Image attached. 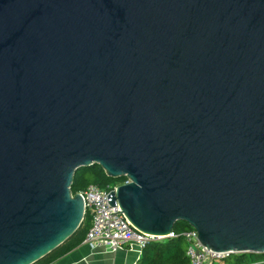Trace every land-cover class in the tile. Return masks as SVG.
<instances>
[{
  "label": "water",
  "instance_id": "1",
  "mask_svg": "<svg viewBox=\"0 0 264 264\" xmlns=\"http://www.w3.org/2000/svg\"><path fill=\"white\" fill-rule=\"evenodd\" d=\"M94 164L136 230L264 254V0H0V264L79 229Z\"/></svg>",
  "mask_w": 264,
  "mask_h": 264
},
{
  "label": "built area",
  "instance_id": "2",
  "mask_svg": "<svg viewBox=\"0 0 264 264\" xmlns=\"http://www.w3.org/2000/svg\"><path fill=\"white\" fill-rule=\"evenodd\" d=\"M116 187L101 189L90 185L83 192H79L85 202V212L91 217V226L83 241L84 244L91 248L105 247L111 252L123 248H137L141 253L151 242L178 237L173 230L167 237L151 236L136 230L122 213L119 205L116 203L113 207L109 203L111 199H108V195L114 192ZM183 237L187 244L186 255L190 264H216L230 255L203 247L197 231L193 228L185 231Z\"/></svg>",
  "mask_w": 264,
  "mask_h": 264
},
{
  "label": "trees",
  "instance_id": "3",
  "mask_svg": "<svg viewBox=\"0 0 264 264\" xmlns=\"http://www.w3.org/2000/svg\"><path fill=\"white\" fill-rule=\"evenodd\" d=\"M126 181L127 179L125 177L115 179L107 176L99 165L94 164L79 170L75 174L71 190L73 194H76L83 192L90 185L107 189L124 184ZM90 226L91 217L86 213L79 229L57 249L35 264H53L79 247L83 243ZM191 229L192 227L187 223L179 222L173 228V231L178 234V237L151 242L142 249L138 264H190L189 258L186 255L187 244L183 233ZM216 264H264V254H230Z\"/></svg>",
  "mask_w": 264,
  "mask_h": 264
},
{
  "label": "crops",
  "instance_id": "4",
  "mask_svg": "<svg viewBox=\"0 0 264 264\" xmlns=\"http://www.w3.org/2000/svg\"><path fill=\"white\" fill-rule=\"evenodd\" d=\"M137 248H123L111 252L105 247L91 248L82 243L53 264H138Z\"/></svg>",
  "mask_w": 264,
  "mask_h": 264
},
{
  "label": "bare ground",
  "instance_id": "5",
  "mask_svg": "<svg viewBox=\"0 0 264 264\" xmlns=\"http://www.w3.org/2000/svg\"><path fill=\"white\" fill-rule=\"evenodd\" d=\"M218 253H220V252H218Z\"/></svg>",
  "mask_w": 264,
  "mask_h": 264
}]
</instances>
